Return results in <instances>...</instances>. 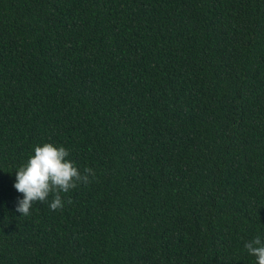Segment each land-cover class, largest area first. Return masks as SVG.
<instances>
[{"label": "trees", "instance_id": "16d2710c", "mask_svg": "<svg viewBox=\"0 0 264 264\" xmlns=\"http://www.w3.org/2000/svg\"><path fill=\"white\" fill-rule=\"evenodd\" d=\"M44 143L95 175L21 216ZM256 236L264 0H0V264H256Z\"/></svg>", "mask_w": 264, "mask_h": 264}, {"label": "clouds", "instance_id": "9594fccd", "mask_svg": "<svg viewBox=\"0 0 264 264\" xmlns=\"http://www.w3.org/2000/svg\"><path fill=\"white\" fill-rule=\"evenodd\" d=\"M68 157L69 151L62 146L44 143L34 147V154L15 173L13 187L23 196L16 207L21 216L30 215L33 204L46 202L50 195V209L62 210L64 201L61 193L66 194L79 184L91 182L89 177H94V170L84 168L81 173ZM67 202L72 203L70 199ZM244 247L249 255L255 257L256 264H264V242L260 236L246 242Z\"/></svg>", "mask_w": 264, "mask_h": 264}]
</instances>
